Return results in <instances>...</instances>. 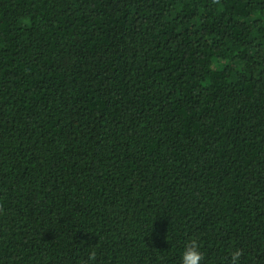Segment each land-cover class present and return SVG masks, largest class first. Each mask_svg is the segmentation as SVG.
I'll return each mask as SVG.
<instances>
[{
	"label": "trees",
	"instance_id": "16d2710c",
	"mask_svg": "<svg viewBox=\"0 0 264 264\" xmlns=\"http://www.w3.org/2000/svg\"><path fill=\"white\" fill-rule=\"evenodd\" d=\"M192 240L264 264V0H0V264Z\"/></svg>",
	"mask_w": 264,
	"mask_h": 264
},
{
	"label": "clouds",
	"instance_id": "9594fccd",
	"mask_svg": "<svg viewBox=\"0 0 264 264\" xmlns=\"http://www.w3.org/2000/svg\"><path fill=\"white\" fill-rule=\"evenodd\" d=\"M92 257L95 256L93 252ZM242 253L239 249H236L231 254V264H239V259ZM203 254L199 248L198 243L195 240L188 242L181 255V264H202Z\"/></svg>",
	"mask_w": 264,
	"mask_h": 264
}]
</instances>
